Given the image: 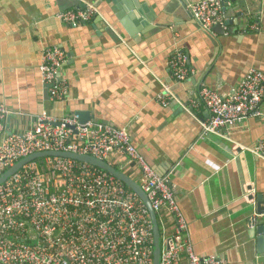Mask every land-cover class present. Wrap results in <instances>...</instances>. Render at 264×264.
<instances>
[{"label": "crops", "instance_id": "0c3cea01", "mask_svg": "<svg viewBox=\"0 0 264 264\" xmlns=\"http://www.w3.org/2000/svg\"><path fill=\"white\" fill-rule=\"evenodd\" d=\"M198 1L0 0V104L11 113L5 133H24L42 113L61 119L83 112L126 128L147 164L168 177L196 254L264 264V219L256 207L257 195L264 199V162L249 152L264 141V121L250 118L202 136L204 107L186 111L155 100L162 83L188 105L202 85L226 96L248 70L264 73V0L226 2V28L211 33L186 9ZM87 4L98 10L89 23L71 28L57 19ZM54 47L66 56L60 73L69 90L62 102L49 100L40 79L41 58ZM176 48L193 71L183 83L168 70Z\"/></svg>", "mask_w": 264, "mask_h": 264}, {"label": "built area", "instance_id": "2783aa9c", "mask_svg": "<svg viewBox=\"0 0 264 264\" xmlns=\"http://www.w3.org/2000/svg\"><path fill=\"white\" fill-rule=\"evenodd\" d=\"M226 2L200 0L186 9L202 31L211 33L214 27L226 28ZM97 16V8L87 4L58 13L57 19L75 28ZM65 59L57 47L41 58L40 79L51 102L65 101L68 95L67 80L60 73ZM186 60L182 49L173 51L168 62L173 82L183 83L193 74ZM218 90L202 85L197 98L184 105L162 83L155 100L162 107L177 103L186 111L204 107L209 117L201 122L202 136L220 135L250 118L264 121L263 72L248 70L226 96ZM10 114L0 104V176L18 161L42 152L88 156L113 168L124 162L116 170L131 180L136 175L133 181L156 216L159 264H228L221 257L195 253L168 177L158 176L147 164L126 128L42 113L31 129L6 134L4 120ZM249 152L264 162V141ZM257 216L264 219V212ZM0 264H153L148 211L121 181L86 163L60 157H46L41 165L30 162L0 185Z\"/></svg>", "mask_w": 264, "mask_h": 264}, {"label": "water", "instance_id": "95a60500", "mask_svg": "<svg viewBox=\"0 0 264 264\" xmlns=\"http://www.w3.org/2000/svg\"><path fill=\"white\" fill-rule=\"evenodd\" d=\"M124 1V0H123ZM181 3L183 0H179ZM235 2L238 0H227V2ZM244 3H246V0H243ZM184 3V2H183ZM216 29H218L216 27ZM88 113L83 112H76L75 115L78 118V121L83 124L89 120H92V117L90 115H87ZM46 157H60V158H66L71 159L79 163H86L92 167H95L103 172H106L113 177H115L117 180L121 181L124 186H126L129 190H131L138 199L143 203L146 210L148 211L150 221L152 224V236H153V264H159V258H160V246H159V231L156 221V216L151 209L150 203L146 197V195L141 191L140 187L129 177L121 173L120 171L114 169L113 167L108 166L106 163L99 161L97 159H94L92 157L88 156H78L73 154H65V153H59V152H42V153H36L31 156H28L20 161H18L14 166L9 168L5 173H3L0 176V185L3 184L9 177H11L13 174H15L17 171H19L24 165L37 161L39 159H44ZM257 212L259 215H261L263 212L259 211L260 206L264 203V199L261 195H257ZM261 232L264 233V229H261ZM264 240V239H263Z\"/></svg>", "mask_w": 264, "mask_h": 264}, {"label": "trees", "instance_id": "16d2710c", "mask_svg": "<svg viewBox=\"0 0 264 264\" xmlns=\"http://www.w3.org/2000/svg\"><path fill=\"white\" fill-rule=\"evenodd\" d=\"M42 160H43V159H39V160H37L36 162H37L39 165H41ZM114 169H116V168H114Z\"/></svg>", "mask_w": 264, "mask_h": 264}, {"label": "bare ground", "instance_id": "6f19581e", "mask_svg": "<svg viewBox=\"0 0 264 264\" xmlns=\"http://www.w3.org/2000/svg\"><path fill=\"white\" fill-rule=\"evenodd\" d=\"M226 33V32H225ZM169 70V69H168ZM160 81V80H159ZM197 115V114H196Z\"/></svg>", "mask_w": 264, "mask_h": 264}]
</instances>
